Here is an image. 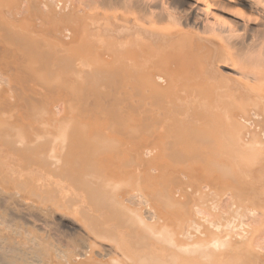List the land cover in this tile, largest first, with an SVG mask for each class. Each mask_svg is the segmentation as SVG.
Returning a JSON list of instances; mask_svg holds the SVG:
<instances>
[{
  "label": "bare ground",
  "instance_id": "1",
  "mask_svg": "<svg viewBox=\"0 0 264 264\" xmlns=\"http://www.w3.org/2000/svg\"><path fill=\"white\" fill-rule=\"evenodd\" d=\"M0 264H264V0H0Z\"/></svg>",
  "mask_w": 264,
  "mask_h": 264
}]
</instances>
